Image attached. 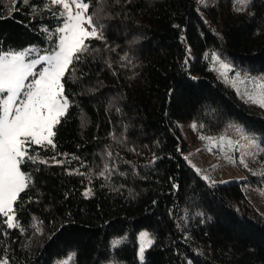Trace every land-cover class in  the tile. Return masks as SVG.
<instances>
[{"label":"trees","instance_id":"obj_1","mask_svg":"<svg viewBox=\"0 0 264 264\" xmlns=\"http://www.w3.org/2000/svg\"><path fill=\"white\" fill-rule=\"evenodd\" d=\"M86 2L102 37L86 40L63 78L54 147H26L30 179L18 227L0 214V263L264 264V210L249 191L264 185V107L209 60L220 50L264 74V0ZM60 21L50 0H0V53L48 50ZM188 123L202 135L242 124L260 170L208 180L184 154ZM144 230L155 238L142 259Z\"/></svg>","mask_w":264,"mask_h":264},{"label":"snow or ice","instance_id":"obj_2","mask_svg":"<svg viewBox=\"0 0 264 264\" xmlns=\"http://www.w3.org/2000/svg\"><path fill=\"white\" fill-rule=\"evenodd\" d=\"M51 3L64 9L61 15L65 22L59 29L62 35L58 50L28 63L23 55H0V94H6L0 103V214L7 217L10 228L18 227L13 223V204L30 179L20 169L25 158L33 159L28 155L26 145L43 146L46 143L54 147V127L68 108L62 79L73 61L79 60V54L89 50L85 41L102 37V32L98 33L92 24V17L87 15L89 4L86 0H51ZM85 23L92 31L83 27ZM42 62L47 66L39 73L34 72L36 65ZM30 76L38 78L25 84ZM260 87V96L253 102L264 107V85ZM22 93L24 98L21 100Z\"/></svg>","mask_w":264,"mask_h":264},{"label":"rangeland","instance_id":"obj_3","mask_svg":"<svg viewBox=\"0 0 264 264\" xmlns=\"http://www.w3.org/2000/svg\"><path fill=\"white\" fill-rule=\"evenodd\" d=\"M197 1L204 3H216L218 0ZM245 2L246 0H236L238 5H243ZM54 5L58 7L61 21L56 28V37L53 39L51 45H48L47 47L48 50H43L36 45H31L22 50L3 51L0 53V55H23L25 58V63H28L38 60L44 56L52 55L55 51H57L60 36L62 35L59 32V29L64 26L65 17L61 15V13L64 11L62 6L57 4ZM74 11H79V9H74ZM87 15H89V8ZM92 24L95 26L93 22ZM83 27L89 32L92 31V27L87 23H85ZM97 32H100L98 27ZM209 60L218 77L225 80L228 84L234 86L241 97L250 101L259 98L261 93L260 86L264 85L263 73L259 74L256 71L248 69L247 67H243L241 63L230 60L223 53H221L220 50H214L212 53H210ZM221 65H225L226 67L222 68ZM46 66V62H42L41 64H37L33 71L39 73ZM36 78L38 77L30 76L28 80L25 81V84L33 82ZM4 98H6V94L3 96V99ZM23 98L24 97L22 93L20 99L22 100ZM65 98L67 99L66 96ZM19 102L20 101L18 100L17 104H19ZM180 128L184 139L189 145L184 151L185 156L192 164L196 165V167L208 180L213 182L242 180L248 176L247 170L249 168H251L253 171L260 170V166L254 165V161L256 160L257 154L259 152V148L257 149L259 143L252 140L253 137L247 133L242 124L232 123L226 130L210 135H202L199 132L194 131L189 123L185 125L180 124ZM241 160H243V163H241ZM21 171L27 177L26 173L22 169ZM249 191H251V198L258 204L260 209L264 210V185L254 188L251 187L249 188ZM91 193V187H87L85 189V194L90 195ZM14 205L15 202L13 204V209ZM13 223H15V219ZM154 238V234H151L145 230L139 234L140 255L142 259H144L145 250L150 246ZM148 241H151V243L149 244ZM71 259L72 255H68L62 259H57L56 264H70ZM0 264H2V262ZM102 264L122 263L111 261L104 262Z\"/></svg>","mask_w":264,"mask_h":264}]
</instances>
